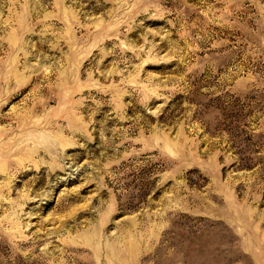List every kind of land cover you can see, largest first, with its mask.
I'll use <instances>...</instances> for the list:
<instances>
[{
    "label": "rangeland",
    "instance_id": "1",
    "mask_svg": "<svg viewBox=\"0 0 264 264\" xmlns=\"http://www.w3.org/2000/svg\"><path fill=\"white\" fill-rule=\"evenodd\" d=\"M0 264H264V0H0Z\"/></svg>",
    "mask_w": 264,
    "mask_h": 264
}]
</instances>
